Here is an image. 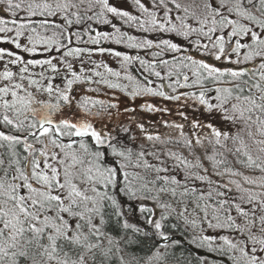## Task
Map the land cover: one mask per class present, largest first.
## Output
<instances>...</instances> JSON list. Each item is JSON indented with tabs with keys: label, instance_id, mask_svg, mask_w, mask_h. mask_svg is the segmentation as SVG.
<instances>
[{
	"label": "snow or ice",
	"instance_id": "1",
	"mask_svg": "<svg viewBox=\"0 0 264 264\" xmlns=\"http://www.w3.org/2000/svg\"><path fill=\"white\" fill-rule=\"evenodd\" d=\"M0 45V264H264V0H0Z\"/></svg>",
	"mask_w": 264,
	"mask_h": 264
},
{
	"label": "rangeland",
	"instance_id": "2",
	"mask_svg": "<svg viewBox=\"0 0 264 264\" xmlns=\"http://www.w3.org/2000/svg\"><path fill=\"white\" fill-rule=\"evenodd\" d=\"M100 30H106V31H110V27L108 26H103L102 28H100ZM0 46H3V47H11L9 45H0ZM105 47H112V48H117V46H115V44H105L104 45ZM122 52V51H121ZM94 59H96L97 61H100V60H103L104 62L108 63L111 67H113L114 69H119V64L117 62V60L113 57H110V56H95L93 57ZM137 71H138V66L134 67ZM118 98L122 101H124L125 103H131V101H127L125 100L126 97H123L121 94H118ZM150 101V102H155L157 104H168V102H163V101H160L159 98H152V97H145L144 99L140 100L138 102V100L135 102L136 104H142L144 103L145 101ZM170 106V105H169ZM175 111V109H173V112ZM143 119H144V122L146 124H149L151 125L152 121L155 120V121H161L162 119H165V118H169V119H178V117H175V116H172V117H165L163 114L161 113H156V114H149V113H142L141 114ZM160 131H166L164 128H163V125L161 124L160 125V128H159Z\"/></svg>",
	"mask_w": 264,
	"mask_h": 264
},
{
	"label": "trees",
	"instance_id": "3",
	"mask_svg": "<svg viewBox=\"0 0 264 264\" xmlns=\"http://www.w3.org/2000/svg\"><path fill=\"white\" fill-rule=\"evenodd\" d=\"M103 26H98V28H102ZM131 31V30H130ZM133 34H135V35H141V33H136V32H134ZM10 46V45H9ZM81 46H84V45H81ZM115 46H117V45H115ZM117 50H119V51H122V52H124V53H126V54H129V55H133V54H135V50H130V49H127V48H125V47H123V46H117ZM141 54H143V53H141ZM132 71H133V74L134 75H137L138 74V71L135 69V68H133L132 69ZM122 95V94H121ZM142 99H144V98H141V99H138V102L140 101V100H142ZM125 100H127V101H129L127 98H125ZM131 103H132V101H131ZM139 111V110H138ZM157 122H159L158 120H157Z\"/></svg>",
	"mask_w": 264,
	"mask_h": 264
}]
</instances>
